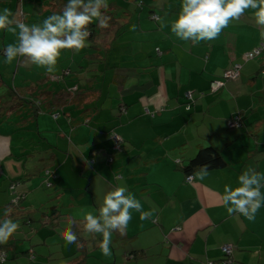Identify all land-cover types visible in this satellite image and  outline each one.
<instances>
[{
	"label": "crops",
	"instance_id": "1",
	"mask_svg": "<svg viewBox=\"0 0 264 264\" xmlns=\"http://www.w3.org/2000/svg\"><path fill=\"white\" fill-rule=\"evenodd\" d=\"M41 1L0 0V10L9 8L29 25L42 23L53 13L43 10ZM106 3L123 28L98 40L100 57L85 47L64 49L53 73L27 57L11 64L0 59L2 73L16 67L13 82L20 88L15 101L0 91V219L12 209L10 218L20 225L0 245V254L8 249V260L0 264H77L80 247L68 244L63 233L71 228L78 235V224L86 256L87 243L98 244L102 235L83 233L84 212L98 214L105 194L117 186L127 187L153 214L141 221L133 211L125 234L113 232L115 264L118 257L125 264H222L223 246L232 248L228 264H264V207L249 221L228 215L221 200L224 185L238 186L247 167L264 172V52L245 58L264 43L253 10L230 22L218 38L193 45L171 32L182 0ZM8 38L15 42L14 34L0 29V47ZM234 64L241 66L240 77L225 80ZM67 68L73 78L50 83ZM110 69L112 89L105 93L98 83ZM73 80L80 89L85 86L80 101L66 93ZM215 81L222 83L217 90ZM27 96L40 101V112L36 101H23ZM52 112L60 114L55 118ZM236 117L243 127L230 128ZM112 133L123 139L119 153L112 150ZM208 146L228 165L208 169L204 180L186 182L180 167ZM15 187L25 198L13 209ZM55 210L61 216L53 215Z\"/></svg>",
	"mask_w": 264,
	"mask_h": 264
},
{
	"label": "clouds",
	"instance_id": "2",
	"mask_svg": "<svg viewBox=\"0 0 264 264\" xmlns=\"http://www.w3.org/2000/svg\"><path fill=\"white\" fill-rule=\"evenodd\" d=\"M107 7L106 0H68L62 12L53 13L42 23L31 25L16 19L9 8L0 10V29L16 37L15 42L7 44L2 50L4 62L11 64L18 58L27 57L47 73L55 72L62 50L78 52L86 47V41L92 35L89 25L94 20L98 21L97 27L108 26V17L102 11ZM249 9L253 10L255 23L261 29L260 38L264 39V0H182L178 17L171 22V32L193 45L200 41H212L230 22L239 21ZM135 27L132 26L133 31ZM208 174V165H202L190 178L204 180ZM262 189L264 172L247 167L238 176V186L224 185L221 200L228 215L239 214L254 221L257 212L264 207ZM10 211L5 209L4 218L0 219V245L7 244L20 228L19 223L10 218ZM133 211L139 213L141 221L150 219L153 214L144 210L141 201L127 187L117 186L105 194L98 214L84 213V230L102 235L98 247L104 256L112 255V234H125ZM63 236L68 244L78 242L71 228L65 230Z\"/></svg>",
	"mask_w": 264,
	"mask_h": 264
},
{
	"label": "trees",
	"instance_id": "3",
	"mask_svg": "<svg viewBox=\"0 0 264 264\" xmlns=\"http://www.w3.org/2000/svg\"><path fill=\"white\" fill-rule=\"evenodd\" d=\"M41 2H42L41 6L43 7V10L48 11V12L50 11L49 13H60V12H62L64 6L67 4L68 0H42ZM102 11H103L104 15L106 17H108V26L106 28L97 27L98 21L94 20L92 22V24L89 25V31L92 33V35L87 40V42H89V45L87 47H85L87 49L86 51H88V52L93 50L95 52V54L92 53L91 55L95 56L97 58L100 57V53H101V47L98 44V40L102 37L106 38L109 35L118 34V32L123 28V24L122 23L120 24V22H121L120 16H119L118 12L113 9L112 5H108V7L106 9H103ZM154 18H158V16H154ZM4 48L5 47H0V59L4 56L3 51H2ZM73 73L74 72H73V70H71V68H67V69L63 70V72L60 75L51 76V80H53L54 82L60 83V82L64 81L65 78L71 77L73 75ZM14 77H15V73H14L11 81L8 82L5 79V77L3 76V73L0 71V91L7 92L9 94L11 93L12 97L10 98L11 99L10 101H15V97L16 98L20 97L19 96L20 88L16 87L15 83L13 82ZM71 78H73V77H71ZM74 83H75V85H74L73 89H69L68 91H66V93L74 94L75 97L73 98V101H80L82 98L80 97L79 94H81L82 92L86 93L85 86H84V89H80V86H82L81 83L79 81H74ZM2 97L3 96L0 94V101L2 100ZM23 101L26 103L27 102L33 103L34 101H36V98L33 96H30V97L27 96L23 99ZM34 103H36L35 104L36 111L39 110L38 112H40L41 111L40 101H36ZM59 114H57V112L51 113V115H53L54 117L56 115L58 117ZM57 117H55V118H57ZM241 127H243V123L238 128H241ZM92 161H93V159H91V163H92ZM202 165H208V169H220V168L226 167L228 164H227L226 160L224 159V157L221 155V153L217 149H215L214 147L208 146V147H202L199 150V152L197 153V155L192 160H190V162L187 165H182L180 167V169L188 176V175H193L192 173L195 170H197V168L199 166H202ZM47 175H49L50 177L56 178L55 174L51 173L50 171H47ZM49 186H51V184H49ZM15 189H16V187L13 189V192L17 193ZM17 196H18L17 197L18 200L16 198L12 202V208L13 209L18 208L19 205L21 204L22 200L25 198V194H22V193H17ZM11 211H12V209H11ZM53 215L61 216L60 212L56 211V210H55ZM77 225L78 224H75L77 232H78L77 244L80 247L79 253L83 254L82 252L85 251V241L86 240L83 238V236H81V233H80L81 230L78 228ZM7 250L8 249L6 248L5 250H3L1 252V254L3 253L5 255V258L2 261L1 260V254H0V263H4L5 261L8 260L7 259ZM33 253H35V252L33 251ZM137 253L138 252H135V254H134L135 258L136 257L138 258V256L140 255V253L139 254H137ZM87 254L83 258L77 257L75 259V261H78L77 264H86L87 257H88ZM33 256H34V254H33ZM29 258H30V260H33L35 258V256L33 259H31V256H29ZM228 261H229V257L225 256V259L222 261V264H228Z\"/></svg>",
	"mask_w": 264,
	"mask_h": 264
},
{
	"label": "rangeland",
	"instance_id": "4",
	"mask_svg": "<svg viewBox=\"0 0 264 264\" xmlns=\"http://www.w3.org/2000/svg\"><path fill=\"white\" fill-rule=\"evenodd\" d=\"M8 43H10L9 42V38H8ZM11 43H13V41H11ZM115 49V48H114ZM113 49V50H114ZM119 50H116V51H114V53L117 55V58L119 57L118 56V54H119ZM4 59H5V57H4ZM111 65H115L114 64V60H111ZM34 67V66H33ZM32 67V68H33ZM15 70H16V67H11V69L10 70H8V71H5V72H3V76L5 77V79L8 81V82H10L11 81V79H12V77H13V75H14V73H15ZM114 70H112V69H110V70H107L106 72H105V75H103V79H101L100 81H99V83H98V85L102 88L101 90H104V92L105 93H108L109 92V90L110 89H112V86H110L109 85V83H110V81L113 79V77H114ZM96 76V74L95 75H93V77H95ZM107 76V79L105 80V77ZM240 77V76H239ZM237 80V79H236ZM50 83H52V84H54L55 82L53 81V80H51L50 81ZM83 117V116H82ZM111 141H112V147H113V145H114V142H113V140L111 139ZM114 152V151H113ZM114 153H119V152H114ZM17 198V197H16ZM15 198V199H16ZM14 201V200H13ZM12 201V202H13ZM78 212H72V214L71 215H81L82 213L81 212H79L78 214H77ZM85 213V212H84ZM84 234H87V235H93L92 233H88V232H83ZM112 239V238H111ZM113 240V239H112ZM22 244V243H21ZM88 245V254H87V264H115L116 263V258H115V252L113 251V246H114V243H113V241H112V244L110 245V247H111V250H112V255L111 256H108V257H106V256H104L102 253H101V251L99 250V247H98V244H96L95 242H92L91 243V245L89 246V242L87 243ZM24 245H25V248H28V246H29V242L27 241V240H25L24 241ZM30 252H33L32 250L30 251ZM85 256V251H83V254H81V258H83ZM79 260V259H78ZM81 260V259H80ZM125 260V259H124ZM126 261V260H125ZM153 261L154 262H156V260H152V263H153ZM124 263L125 264V262L120 258V257H118V263L119 264H121V263ZM127 262V261H126ZM131 264H135V262L134 263H131ZM142 264H144V263H142Z\"/></svg>",
	"mask_w": 264,
	"mask_h": 264
},
{
	"label": "built area",
	"instance_id": "5",
	"mask_svg": "<svg viewBox=\"0 0 264 264\" xmlns=\"http://www.w3.org/2000/svg\"><path fill=\"white\" fill-rule=\"evenodd\" d=\"M263 51H264V43H262L260 46L255 48L253 51L247 53L245 55V58H247V60L253 59V58L257 57L258 55H260ZM240 69H241V66L239 64L233 65L230 69H228L225 72L224 79L225 80H236V79H238L239 76H240ZM221 85H222L221 82L215 81V82L212 83V89L213 90H217ZM185 96H186V98L189 101L192 102V93L191 92H186ZM188 109H189V107H188ZM55 117H57V115ZM241 124H242L241 118L240 117H236L235 119H233L229 123V127L230 128H238V127L241 126ZM111 139L114 142L112 150L114 152H121L122 151L123 139L116 133H112ZM94 155H96V153H94ZM108 161L109 162H113V157L109 156ZM94 162H95V160L93 159L92 163H94ZM191 176H193V175H188L187 176L186 182L192 183L194 181V177L190 178ZM17 200H18V198H17ZM222 250H223V253H224L225 256H227V257L231 256V254H232L231 246H223ZM30 256H31V259L34 258L33 252H31ZM4 258H5V255L2 253L1 254V260L3 261ZM208 264H215V263L210 261Z\"/></svg>",
	"mask_w": 264,
	"mask_h": 264
}]
</instances>
